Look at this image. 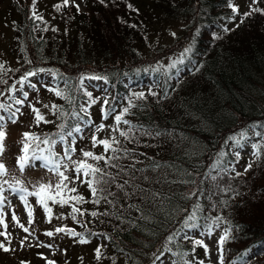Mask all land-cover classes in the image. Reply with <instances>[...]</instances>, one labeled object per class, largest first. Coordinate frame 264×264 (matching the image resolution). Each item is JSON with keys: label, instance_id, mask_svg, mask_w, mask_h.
I'll return each instance as SVG.
<instances>
[{"label": "trees", "instance_id": "obj_1", "mask_svg": "<svg viewBox=\"0 0 264 264\" xmlns=\"http://www.w3.org/2000/svg\"><path fill=\"white\" fill-rule=\"evenodd\" d=\"M59 3L61 0H37L36 12L43 22L34 23L29 18L32 0H0V20L13 31L9 52L16 61L8 64L0 60L10 70L6 75L0 73V79L8 81L0 83V91L6 92L16 84L19 91L14 95L21 98L23 88L16 82L26 71L44 68L47 74H56L45 83L65 90L72 102L47 88L44 94L52 96L54 104L69 115L51 113L46 119L52 123L35 125L33 131L41 136L57 134L59 124H66L67 128L77 124L79 121L71 113L86 103L83 92H91L98 102L89 108L90 122L106 125L97 135L101 139L116 136L120 140L117 147L133 150L139 161L135 167L143 171L130 173L132 181L126 191L135 193L130 198L119 194L109 197L113 204L102 200L99 205L81 206L89 212L108 213L96 218L85 215L82 219L87 229L68 216V206L50 203L56 228L66 226L86 236L88 232L99 234L89 238L94 245L90 264H153V253L159 254L157 250L166 237L180 230L169 245L172 251H165L155 264H162L166 257L173 258L176 264L185 260L198 264L205 261L204 249L197 246L193 252L192 240L182 237L187 233L198 239L196 231L203 227L189 230L182 221L192 206L200 203L204 210L198 215L201 226L210 223L206 217L220 215L224 217L220 225L231 232L224 245L226 264H264V147L261 159L255 158L249 173L230 181L240 193L234 198L233 193L224 195L216 188L217 183L225 186L227 178L213 182L206 176L210 172L216 175L212 166L220 158L219 153H227L223 158L225 165L233 163L236 152L244 154L230 137L240 139V133L245 132L241 145L264 146V15L254 12L237 27L231 26L233 13L228 0H105L107 7L99 0H83L80 12L71 0L68 7L58 12L54 5ZM129 4L138 11L129 9ZM252 7L264 9V0H257ZM45 27L48 31L42 30ZM224 28L230 31L225 32ZM186 48L191 51L183 63L169 67ZM93 75L106 77L102 79L107 84L102 96L89 80L80 87L82 76ZM135 93H144L145 99H136ZM105 99L109 101L106 107L115 111L102 120ZM129 99L136 105L124 117L135 126L132 143L119 132L111 131L113 116L128 106ZM9 100L7 97L5 103ZM120 128L127 131L128 126L121 123ZM257 132L261 135L257 136ZM74 136L77 146L82 138ZM60 149L57 144L55 151L63 155ZM89 151L103 154V147ZM118 163L128 166L131 160L122 158ZM99 166L105 167L104 162ZM75 186L86 200L91 199L86 184ZM111 190L117 191L115 186ZM193 191L196 196H190ZM222 200L227 204H222ZM62 214L67 218H56ZM0 242L9 245L3 236ZM177 253L187 255L181 257ZM34 254L33 264H47L48 260L64 263L58 255L42 258L37 247ZM19 257L29 264L25 254ZM78 257L76 262L85 264L84 258Z\"/></svg>", "mask_w": 264, "mask_h": 264}, {"label": "snow or ice", "instance_id": "obj_2", "mask_svg": "<svg viewBox=\"0 0 264 264\" xmlns=\"http://www.w3.org/2000/svg\"><path fill=\"white\" fill-rule=\"evenodd\" d=\"M36 2L37 0H32V5L30 7V19L35 21L43 22V17L38 15L36 12ZM114 2V0H113ZM257 0H252V3L255 4ZM70 0H61V3L54 5L56 11H61L62 8L68 7ZM99 3L105 5V0H99ZM72 6L76 8L77 12L81 11L80 5L75 3V0H71ZM228 6L231 9L233 15L230 19H235L236 15H239V9L232 3V0H228ZM129 9H132V6L128 5ZM133 11H138L136 9H132ZM254 12H259L264 15V9L253 8L250 6V10L243 14L241 19V23L243 20L250 17ZM239 25H237L238 27ZM130 27H136V25H130ZM34 31L36 28L34 27ZM43 31H48V28L45 27L42 29ZM52 31H58V29L53 28ZM225 32L230 31L228 28H224ZM175 36V33H172ZM214 38H219L215 37ZM191 51V48H186L181 53V57L172 62L169 67L175 68L177 64L183 63L184 57ZM28 63H32L31 60L27 61ZM9 69L5 68L3 63H0V73L7 74ZM46 70L44 68H37L35 70L26 71L23 76L16 82L23 86L27 83L29 88L36 89L37 85L32 83L30 78L37 76L41 73H44ZM55 78V73H51ZM106 80V77L103 76H82L80 79V87L83 88L84 80ZM0 83L7 84L8 81L4 79H0ZM47 88L48 91L54 92V94L62 99L67 100L69 103L72 102V97L69 96L65 90L60 89L58 86L56 88L48 87L47 84L42 85ZM10 95L9 98L13 101V104L19 107L13 108V104H4L0 103V112L6 113V115H0V157L3 156L5 152V140L7 138L6 127L10 122L15 124L19 120V115H22L21 108L25 105V101L28 99V92L23 91L21 95L23 99L16 98L15 92L19 91L16 88V84L11 85L6 90ZM5 94L4 91H0V96ZM84 96L87 97V101L85 104L79 106L78 112L71 113L72 117L77 119L79 122L75 125H72L71 128H67L66 124H59L57 127L60 131L57 134H45L43 136L36 134L35 132H24L22 133L21 140V154L17 156V166L21 172H23L26 168L30 167H41L47 170L56 178V183L53 184L51 182L48 183H39L38 186H34V190L29 191L27 188L22 186V182L17 180L15 184L9 183L7 180H4L0 183V225L3 226V231H0V236H3L6 240H8V244H11V240L9 239L10 233L8 232V225L5 223L6 213L4 212L5 203L7 197L4 196L5 187L8 186V190H10L13 196L18 197L19 201L24 205L25 211L28 216V222L31 224L33 222V207L29 203V197L36 198V204L41 206L44 213L46 222L51 223L53 218V209L51 205H59L60 207L68 206L70 208V212L68 216L71 217L73 222L77 223L80 227H84L87 229V224L83 221V217L85 215L96 218L101 215H108L107 212H97L91 211L89 212L87 209L82 208L81 206L85 203H92L95 205H99L101 201H106L109 204H113L114 201L110 200L109 197L116 198L119 194H122L125 199L130 198L135 195V193H130L126 191V186L129 185L132 181V175L130 173H134L135 171H143L142 169H136L135 165L139 161L135 160V153L133 150L127 148L117 147L120 144V140L116 138V136H112L110 139H101L97 135L104 131L106 125L104 123L99 124L98 126L93 125L90 122V113L89 108L98 102V98L93 97L91 92L84 91ZM151 95H156L155 92H151ZM136 99L142 100L145 99L144 93H135ZM104 106L101 108L102 120H107L110 115L114 113V109L106 107L109 104L107 99L103 102ZM32 113H34V123L37 127L40 126L41 123H52L45 118V116L41 113L39 108H36L34 105H29ZM45 108H49V105H44ZM136 107L131 99L128 100V106L124 107L121 112L115 114L113 116L114 124L111 126L112 132H119V135L123 137L129 143H132L135 140L134 129L135 126L131 124V122L124 117L129 114L130 109ZM50 111L53 115L59 114V117H66L69 113L64 112L63 108L59 105L53 104L51 105ZM83 114V115H81ZM121 123L128 126L127 131L122 130L120 128ZM84 127L95 128L91 136V144L93 148L97 146L103 147V154H96L93 151H85L81 149V155L83 159L81 160H73L72 156L76 152V139L74 134H82ZM67 129V130H66ZM257 136L261 135V133L257 132ZM72 138L71 142H69V138ZM246 138V133H240V139L236 137H230L237 146H241V140ZM57 144L63 146V155L57 153L55 148ZM43 145V147H42ZM253 153L252 155L256 158V160L261 159V148L264 146L253 144ZM111 152L112 155H108ZM117 153H122V155H117ZM227 153L221 152L219 153V159L212 166V171L216 172V175H212V173H207L206 176L210 178L213 182L224 181L227 178L228 183L225 186L221 187L219 183L216 184V188L220 193L224 195H228L229 193H233V198L235 195H239V192H236L232 186L230 181L239 178L242 174H246L252 168V162H249L243 170V173L236 170V163L239 162L240 153L236 152L235 157L236 160L234 163H229L228 165L224 164V157ZM129 159L131 160V164L128 166H123L118 161L121 159ZM92 160L96 163H89L88 161ZM67 161V162H66ZM103 161L105 167H100L99 163ZM106 168L116 169L115 172L107 171ZM218 170V171H217ZM69 171L74 172V176L70 177L68 175ZM234 173L235 175H231ZM7 168L4 163L0 162V177L6 176ZM123 177H127L123 179V183L120 182V179ZM147 179V177H144ZM195 183V181H191ZM86 184L89 192L91 194V199L86 200L85 197L78 193L77 184ZM115 186L117 189L116 192L112 191V187ZM132 187H136V185L132 184ZM190 196H196V191L190 193ZM222 204H227L226 200L221 201ZM11 202L8 201V205L10 206ZM129 207L136 208L135 205L129 204ZM215 209V205H213V210ZM137 211H140L139 208H136ZM187 211V210H186ZM203 208L200 203H196L192 206L191 212L183 219L182 224L183 227L189 230L196 229L199 227H203V231L200 233L201 236H207L211 238L213 236L214 227H219L220 223L224 222V217L217 215L215 217H206V220H209L210 223H206L201 226L198 223V215L203 213ZM80 217L81 219H78ZM57 219H66L67 217L63 216L56 217ZM12 220L23 230L24 233L29 232V228L25 227L23 224L19 223V218L17 217L15 210L12 211ZM66 233L69 237L75 239L77 243H88L90 242L89 238L92 236H98V233L88 232L87 236L84 233L77 232L75 229L64 227H58L55 231H48L44 234L46 236L52 237L56 233ZM180 235V230H177L166 237L165 243L162 245L161 249H158L157 253H153V264L155 261L160 260L161 256H163L164 252H171L172 248L169 245L173 244L176 238ZM231 236V232L229 229L224 230V234L220 236L219 240L216 241L217 253H218V264H224V245L229 240ZM78 238V239H76ZM183 239H191L192 240V251L194 252L196 247H202L204 249L205 256L209 255L210 249L207 244L204 243L202 239H192L184 234ZM28 239V236H25L22 240H20L21 247L24 246L25 240ZM43 247L51 248L52 245H40ZM0 250L4 252L13 251V249L6 246L3 242H0ZM177 255L183 257L187 255V253H177ZM42 256V254H41ZM101 256L100 248L96 249V258L99 260ZM47 259L46 257H43ZM23 264V262H22ZM47 264H55L54 261L48 260ZM175 264V262H174ZM183 264H190L189 261H183ZM198 264H204L203 260L198 261Z\"/></svg>", "mask_w": 264, "mask_h": 264}, {"label": "rangeland", "instance_id": "obj_3", "mask_svg": "<svg viewBox=\"0 0 264 264\" xmlns=\"http://www.w3.org/2000/svg\"><path fill=\"white\" fill-rule=\"evenodd\" d=\"M81 8H84L83 0H75ZM232 3L238 7L239 15H236L235 19L231 20V26H235L240 23L243 14L250 10V6H253L252 0H232ZM13 31L10 26L5 23L3 20H0V60L6 61L8 64H16L13 56L9 52V44L12 37ZM179 58L181 54L178 55ZM166 62H169L166 60ZM53 75L51 73L47 74L46 72L41 73L37 76L31 77L30 80L32 83L37 85L36 89L29 88L27 83L22 86L23 91H27L29 93L27 101H25V105L22 107V115H20L17 123L12 124L8 123L6 127L7 138L5 140V152L2 157H0V162L4 163L7 168V175L0 177V183L4 180H7L11 184H15L17 180L22 182V186L27 188L29 191L34 190V186H38L39 183H48L51 182L53 184L56 183V178L49 173L47 170L41 167H30L26 168L23 172H21L17 166V156L21 154V140L22 133L33 131L35 126L34 123V113H32L29 105H34L36 108L41 110V113L45 116V118H49L51 115V105L54 104V98L49 95H45L46 92L45 85L47 80L52 79ZM89 82L101 92V96L106 91V82L102 80H89ZM9 93L6 91L3 96H0V103L6 104L7 97H9ZM23 98V97H21ZM7 104H13L12 100H9ZM44 105H49V108H45ZM17 107L13 104V108ZM0 115H6V113L0 112ZM101 124L100 122H96L93 125L98 126ZM86 130L83 134H78L80 140V144L77 143L76 152L73 154V160H81L83 159L81 155V149L83 150H99L100 146L96 148L92 147L91 144V136L95 131V128L84 127ZM34 132V131H33ZM77 136V137H78ZM80 145V146H79ZM61 146L60 152L63 153V146ZM253 145L242 144L240 146V150L244 154H240L239 162L236 163V170L243 173L244 167L252 162V166L255 164V157L252 155L254 149ZM236 160V159H235ZM233 161V163L235 162ZM67 162V161H66ZM68 175L70 177L74 176V172L69 171ZM247 172L246 174H248ZM5 192L4 196L7 197L4 212L5 223L8 225V232L10 233L9 239L11 240V244L8 245L9 248L13 249V251L4 252L0 250V264H23L25 263L19 256L24 255V259L30 260L29 264H33L35 258L34 251L36 247L39 249L44 257L47 259L54 258L56 255L61 258L63 264H80L76 262L75 258L79 259L84 258L85 264H90L89 262L94 254V245L90 242L88 243H77L75 239L69 237L66 233H56L52 237L46 236L44 233L48 231H55L57 224L56 220H51V223L46 222L45 213L42 210V207L36 204L35 197H29V203L33 207V222L29 224L28 216L25 211L24 205L19 201L18 197L13 196L8 190V186L4 185ZM8 201L11 202L10 206L8 205ZM15 210L17 217L19 218V223L23 224L25 227L29 228L28 233H24L23 230L12 220V211ZM43 214V217H42ZM226 228L222 225L219 227H214L213 236L211 238L207 236H201L200 233L204 229H199L196 231V237L198 239H202L205 244L209 246L210 252L208 256H205L206 264H218V253L216 241L219 240L220 236L224 234V230ZM0 231H3V226L0 225ZM25 236H28V239L25 240L24 246L21 247L20 240H22ZM78 239V238H76ZM8 244V243H7ZM40 245H52L51 248L43 247ZM225 253V247H224ZM46 262V261H45ZM81 262V261H80ZM87 262V263H86ZM176 264V261L170 257L164 258L162 264ZM47 263V262H46ZM82 263V262H81ZM36 264V262H35ZM84 264V263H82ZM224 264H226L225 256H224Z\"/></svg>", "mask_w": 264, "mask_h": 264}]
</instances>
